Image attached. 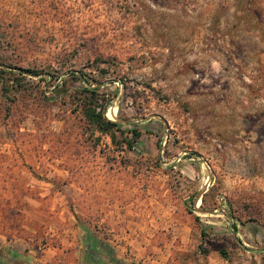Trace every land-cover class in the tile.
<instances>
[{"label": "rangeland", "instance_id": "374dc122", "mask_svg": "<svg viewBox=\"0 0 264 264\" xmlns=\"http://www.w3.org/2000/svg\"><path fill=\"white\" fill-rule=\"evenodd\" d=\"M0 263L264 264V0H0Z\"/></svg>", "mask_w": 264, "mask_h": 264}, {"label": "trees", "instance_id": "16d2710c", "mask_svg": "<svg viewBox=\"0 0 264 264\" xmlns=\"http://www.w3.org/2000/svg\"><path fill=\"white\" fill-rule=\"evenodd\" d=\"M9 69L11 70L10 67ZM10 70L8 72H11ZM21 71L28 75L37 74L35 70L28 68L21 69ZM85 92L79 110L88 125L101 134L109 135L111 140L114 138L116 132L122 134L125 132L130 133L132 136L129 139L123 138V143L127 149H131L133 147L132 142L139 133L134 128L126 129L123 127V123L107 118L104 115L105 101H102L101 97L92 89L86 88Z\"/></svg>", "mask_w": 264, "mask_h": 264}, {"label": "crops", "instance_id": "0c3cea01", "mask_svg": "<svg viewBox=\"0 0 264 264\" xmlns=\"http://www.w3.org/2000/svg\"><path fill=\"white\" fill-rule=\"evenodd\" d=\"M246 233L250 234V236H251V237H249V236L245 237L246 240H248V237L252 238V239L256 238L255 232L252 231V228L250 226L247 228Z\"/></svg>", "mask_w": 264, "mask_h": 264}]
</instances>
